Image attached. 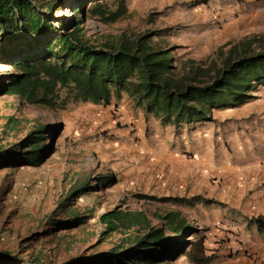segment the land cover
Here are the masks:
<instances>
[{
	"label": "rangeland",
	"instance_id": "obj_1",
	"mask_svg": "<svg viewBox=\"0 0 264 264\" xmlns=\"http://www.w3.org/2000/svg\"><path fill=\"white\" fill-rule=\"evenodd\" d=\"M207 1L57 0L51 22L60 28L65 21L74 29L83 19L82 35L95 45L124 34H158L153 40L172 49L177 63L205 61L229 42L264 34V0H239L248 9L238 37L208 51L199 47L206 38L191 47L187 8ZM80 3H85L81 13L76 11ZM94 6L125 13L110 23L91 14ZM15 73L0 53L1 252L27 264L39 258L44 264H108L101 255L134 231L105 235L102 215L144 211L158 228L164 226L158 215L179 211L192 230L153 264H264L222 219V196L210 187L216 184L206 182L207 174L196 176L192 166L183 175L182 165L173 162L210 161V154L221 160L223 145L229 146L216 138L210 147V122L163 125L126 93L108 105L76 102L50 110L5 94L4 85ZM40 138V154L28 164Z\"/></svg>",
	"mask_w": 264,
	"mask_h": 264
},
{
	"label": "trees",
	"instance_id": "obj_2",
	"mask_svg": "<svg viewBox=\"0 0 264 264\" xmlns=\"http://www.w3.org/2000/svg\"><path fill=\"white\" fill-rule=\"evenodd\" d=\"M56 3L0 0V53L16 69L3 91L24 103L65 110L76 102L108 105L112 98L120 99L126 93L147 116L179 127L211 122L216 110L244 105L264 85V34L229 42L208 60L177 63L172 49L153 40L158 34H124L95 45L82 35L83 19L74 29L65 21L57 28L51 22ZM84 4L80 3L76 11L81 13ZM124 13L101 6L91 11L110 23ZM40 141L32 146L28 164L38 158ZM158 218L163 227H154L144 211L114 210L102 215L105 235L134 232L100 258L108 264H125L126 260L153 264L167 258L173 242L192 228L179 211ZM252 222L264 233L263 216ZM167 232L174 236L169 238ZM0 264L27 263L0 251ZM34 264L44 263L39 258Z\"/></svg>",
	"mask_w": 264,
	"mask_h": 264
},
{
	"label": "crops",
	"instance_id": "obj_3",
	"mask_svg": "<svg viewBox=\"0 0 264 264\" xmlns=\"http://www.w3.org/2000/svg\"><path fill=\"white\" fill-rule=\"evenodd\" d=\"M232 3V0H208L201 7L187 8L191 19L189 32L194 35L191 47H197L206 38V45L199 47L208 51L239 36L238 27L248 8L243 4L236 17L230 8ZM214 7L217 13H214ZM253 96V100L240 107L214 112L210 122V147L216 138H224L222 143L227 142L229 146L223 145L220 161H215L210 154V161L173 162L182 165L181 173L185 176L189 174L186 169L191 166L196 176L205 178L207 174L206 182L216 184L210 187L222 196V219L237 230L238 240L251 247L255 257L264 262V233H260L252 222L254 218L264 217V85L259 86Z\"/></svg>",
	"mask_w": 264,
	"mask_h": 264
},
{
	"label": "built area",
	"instance_id": "obj_4",
	"mask_svg": "<svg viewBox=\"0 0 264 264\" xmlns=\"http://www.w3.org/2000/svg\"><path fill=\"white\" fill-rule=\"evenodd\" d=\"M242 6H243V3H241L239 0L237 2L235 1L234 3H232V5L230 6L232 13L234 15H237V13L239 12V9ZM213 11H214V13H217V8L214 7ZM217 24H220V22L218 21Z\"/></svg>",
	"mask_w": 264,
	"mask_h": 264
}]
</instances>
